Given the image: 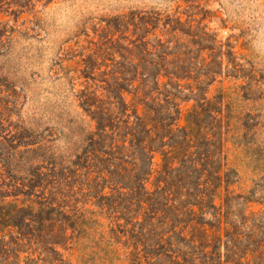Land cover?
I'll use <instances>...</instances> for the list:
<instances>
[{
  "label": "rangeland",
  "instance_id": "1",
  "mask_svg": "<svg viewBox=\"0 0 264 264\" xmlns=\"http://www.w3.org/2000/svg\"><path fill=\"white\" fill-rule=\"evenodd\" d=\"M143 145L147 190L203 159L206 204L264 211V0H0V173L22 183L0 179V264H168L136 245ZM198 176L173 180L179 208ZM205 209L159 226L209 246L183 264L225 253Z\"/></svg>",
  "mask_w": 264,
  "mask_h": 264
},
{
  "label": "trees",
  "instance_id": "2",
  "mask_svg": "<svg viewBox=\"0 0 264 264\" xmlns=\"http://www.w3.org/2000/svg\"><path fill=\"white\" fill-rule=\"evenodd\" d=\"M158 78L159 75H157L156 80ZM146 130L148 133L153 132V130L149 128ZM131 136V142L133 143L132 146L138 145L136 143L135 136ZM142 148L144 154L146 153L147 155H150V159L147 172H144L143 176L135 175L136 184L138 186L141 185V187L139 186L136 191H139V196L141 197L138 203V205H140L139 211L146 217H149V224H146L144 227H142L140 232L136 233V235L141 236V238L136 241V245L141 251L145 248L150 251L149 253L146 252V257L153 256L152 258H157L168 264H183L182 260L186 262L185 259L190 260L191 258L195 262H198L201 257H205L206 255L210 254V252L207 250L209 246H200L194 239H190L189 245H186V247L190 250L189 253L173 251V237L171 236L170 232L172 230H177L179 225H173L172 220L169 218L171 214L177 216L178 219L181 218L182 210H185V212L189 214H196V208L204 215L206 210L205 208L208 207L209 209L214 210L215 213L212 215L215 216V218H220V226L224 229L223 235H220V242L224 247L225 253L221 255L219 264H264V211L247 212L244 210L238 214H230L227 212L229 211V201L226 200L220 206H217L215 204V194H213V201L211 204H206L204 197H206L213 189L214 181L212 182V180H210V174L207 171L208 166H203V159H201V161L198 163H194L191 160L190 167H188L187 163L185 164V161L182 160L178 166L169 163L170 166L166 168V164L165 174L168 179L166 183L169 185V188H161L160 181L158 188L154 192L147 190L145 186V180L153 172V151L148 150L145 146ZM165 153L166 152L162 153L164 162H166L167 158ZM222 168L224 167L222 166ZM9 170L11 171V175L5 176L4 173H0V179L5 182L6 180H9V183H11L10 186H12L14 190L22 188V183L20 181L15 182L14 180V176L17 174V172L14 171V168H9ZM184 171H187L189 174H184ZM220 171L221 169L215 173H217V177L222 180L223 176L221 175ZM195 172H198L199 176L197 177V181L193 185L191 192L193 189L196 191L197 194H194V197L198 203L188 202L179 208V205L182 204L181 200H183L184 195L180 194L179 197H176V194L172 192L175 186L173 180L175 181L176 179L179 185H181L180 190L183 192L186 190V188L181 184L179 178H187L190 174L192 175ZM30 179H32V176L25 178L23 182L27 183ZM216 188H221L220 183ZM160 195L163 196L160 197ZM162 200L165 201V203H162ZM146 206L149 208L151 206H160L161 209L150 211L149 208L148 210L145 209ZM50 207L54 208V205H51ZM71 212H75L76 214L79 213L81 217H83L85 213V211L82 209H73ZM222 215L226 217L232 216L233 219L232 221H224L221 219ZM171 223L173 225L172 230L163 232L161 234L157 233L158 230L163 229L159 227L163 226L161 224L170 225ZM145 238L146 242L143 241ZM141 246H143V249H141Z\"/></svg>",
  "mask_w": 264,
  "mask_h": 264
}]
</instances>
